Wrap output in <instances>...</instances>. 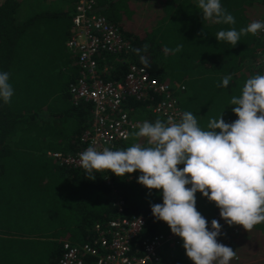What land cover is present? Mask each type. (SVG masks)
Listing matches in <instances>:
<instances>
[{"label": "trees", "instance_id": "1", "mask_svg": "<svg viewBox=\"0 0 264 264\" xmlns=\"http://www.w3.org/2000/svg\"><path fill=\"white\" fill-rule=\"evenodd\" d=\"M93 1L94 9L131 43L126 55L130 62L146 68L154 79L184 86L177 93L178 106L182 113L192 112L203 129L221 114L228 123L237 119L231 98L241 94L248 78L264 75V66L255 65L264 51L263 39L249 33L234 47L215 39L222 29L239 31L255 21L260 11L255 0H221L234 16V25L203 20L197 0ZM73 10V0H0V71L9 73L14 89L9 103L0 101V264H58L63 241L92 242L94 225L119 215L146 218V227L133 240L136 248L141 237L166 229L150 209L162 203L160 190L137 183L139 172L120 178L107 171L122 198L119 213L104 175L89 176L47 156L48 151L75 153L91 118L92 105L73 104L69 93L78 71L76 57L65 46ZM145 44L146 52L133 51ZM178 45L181 50L174 51ZM141 55L147 58V66L141 63ZM121 58L106 51L97 57L99 70L108 68L106 81L124 76ZM228 75L232 79L222 87ZM124 109L131 118L163 121L149 102L130 98ZM134 143L144 145L146 139L134 136L133 142L121 144L118 150ZM196 208L207 220L219 212L199 192ZM249 231L247 236L226 235L218 240L236 251L230 264H264V237L258 245L255 241L257 233L264 234V222ZM182 243L165 246L154 264H193Z\"/></svg>", "mask_w": 264, "mask_h": 264}, {"label": "clouds", "instance_id": "2", "mask_svg": "<svg viewBox=\"0 0 264 264\" xmlns=\"http://www.w3.org/2000/svg\"><path fill=\"white\" fill-rule=\"evenodd\" d=\"M197 8L203 20L236 23L221 0H197ZM259 31H264V21H253L239 31L222 29L215 39L234 47L241 36ZM147 49L145 44L133 51L139 54ZM180 50L178 45L174 51ZM168 51L173 50L165 48ZM140 60L148 65L145 56ZM9 79L8 72L0 71V101L5 104L14 95ZM231 79V75L225 76L221 86L227 87ZM230 104L237 117L230 123L221 114L203 129L196 116L185 111L178 122L171 118L144 121L134 133L146 139L144 145L134 143L115 151L88 147L79 154V164L89 176L102 170L120 178L139 172L137 183L148 190H160L162 203L150 205L151 214L182 240L185 255L193 264H230L237 255L232 247L218 242L220 222H209L197 210V192L215 204L219 217L229 226L249 231L264 222V75L248 78Z\"/></svg>", "mask_w": 264, "mask_h": 264}, {"label": "built area", "instance_id": "3", "mask_svg": "<svg viewBox=\"0 0 264 264\" xmlns=\"http://www.w3.org/2000/svg\"><path fill=\"white\" fill-rule=\"evenodd\" d=\"M73 1L75 10L71 18V35L65 46L76 57L78 71L76 79L69 86V93L73 104L83 101L92 105L91 120L80 136L81 147L75 153L48 151L47 156L65 167L84 170L79 164L81 152L88 147H95L98 151L103 148L118 150L144 122L131 118L124 109L127 99L149 102L151 111L163 121L171 118L178 122L182 112L176 97L178 92L184 90V86L154 79L146 68L130 62L127 56L131 51V43L123 39L119 30L108 23L104 16L95 12L94 1ZM256 36L264 40V31H259ZM103 51L123 57L119 62L126 65V72L120 80L104 79L108 68L99 70L97 66V57ZM255 65L264 66V51L257 56ZM95 173L104 175V181L111 187L117 210L121 213L122 198L109 180L107 170ZM212 219H217L222 225L218 240L226 235L239 236L246 231L239 225H227L219 217V212L208 221ZM146 224L145 217L128 218L120 215L104 223L98 222L94 225L95 238L92 242L78 245L63 241L58 264H86L89 260L94 264L158 263L160 252L165 246L178 244L182 240L172 234L165 224L163 233L141 237L136 248L133 240Z\"/></svg>", "mask_w": 264, "mask_h": 264}, {"label": "crops", "instance_id": "4", "mask_svg": "<svg viewBox=\"0 0 264 264\" xmlns=\"http://www.w3.org/2000/svg\"><path fill=\"white\" fill-rule=\"evenodd\" d=\"M256 1V3H257V5L260 7V11L258 12V13H256V18H255V21L256 20H259V21H264V1L263 0H255ZM73 8V7H72ZM23 9V11H24V9H25V7L24 8H22ZM74 11V10H73ZM95 12L97 13V14H99V15H102L101 13H99L98 12V10L97 9H95ZM73 16V15H72ZM102 16H104V15H102ZM76 66H77V61H76ZM78 68V67H77ZM76 76H77V74L74 76V80L76 79ZM73 80V81H74ZM115 80H120V79H115ZM168 83V82H167ZM176 83H178V82H176ZM91 113V112H90ZM90 116H91V114H90ZM90 120H91V118H90ZM86 129V128H85ZM134 134L133 135H131V137H130V140L129 141H127V143H129V142H133V140H134ZM143 139H145V138H143ZM250 234V231H246V232H244V233H242V236H247V235H249ZM264 237V234L262 233V232H259V233H257L256 234V238H255V241H256V244L258 245L259 243H261L262 241H261V237ZM174 245H178L177 243L176 244H174Z\"/></svg>", "mask_w": 264, "mask_h": 264}]
</instances>
